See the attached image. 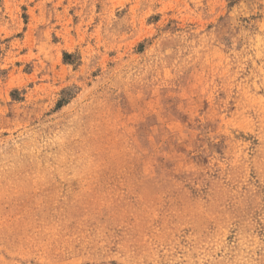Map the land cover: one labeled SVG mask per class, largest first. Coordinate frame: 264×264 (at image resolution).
<instances>
[{
    "label": "rangeland",
    "instance_id": "rangeland-1",
    "mask_svg": "<svg viewBox=\"0 0 264 264\" xmlns=\"http://www.w3.org/2000/svg\"><path fill=\"white\" fill-rule=\"evenodd\" d=\"M0 264H264V0H0Z\"/></svg>",
    "mask_w": 264,
    "mask_h": 264
}]
</instances>
